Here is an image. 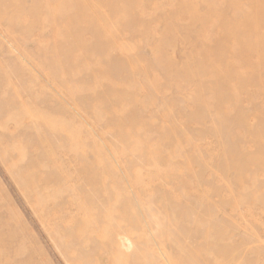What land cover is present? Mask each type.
Wrapping results in <instances>:
<instances>
[{
	"label": "rangeland",
	"instance_id": "374dc122",
	"mask_svg": "<svg viewBox=\"0 0 264 264\" xmlns=\"http://www.w3.org/2000/svg\"><path fill=\"white\" fill-rule=\"evenodd\" d=\"M185 261L264 264V0H0V264Z\"/></svg>",
	"mask_w": 264,
	"mask_h": 264
},
{
	"label": "bare ground",
	"instance_id": "6f19581e",
	"mask_svg": "<svg viewBox=\"0 0 264 264\" xmlns=\"http://www.w3.org/2000/svg\"><path fill=\"white\" fill-rule=\"evenodd\" d=\"M129 3V2H128ZM130 3H132V2H130ZM78 7V6H77ZM77 28V27H76ZM76 28H75V30H76ZM67 30V29H66ZM75 33V32H74ZM78 33V32H77ZM78 35V34H77ZM77 35H75V36H77ZM98 35V34H97ZM80 36V35H79ZM71 38V37H70ZM76 38H79V37H75V39ZM80 39V38H79ZM78 41V40H77ZM67 47V46H66ZM69 47V46H68ZM62 48V47H61ZM68 49V48H67ZM70 51V50H69ZM71 52V51H70ZM71 56V55H70ZM68 57V56H67ZM62 59H64V58H62ZM67 59V58H66ZM67 60H65V62H66ZM61 63H63V62H61ZM70 67V66H69ZM71 68V67H70ZM61 74V73H60ZM185 264H186V261H185ZM187 264H190V263H187Z\"/></svg>",
	"mask_w": 264,
	"mask_h": 264
}]
</instances>
